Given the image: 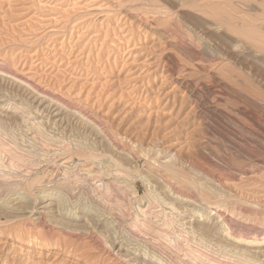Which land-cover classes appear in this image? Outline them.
Listing matches in <instances>:
<instances>
[{"label": "rangeland", "instance_id": "obj_1", "mask_svg": "<svg viewBox=\"0 0 264 264\" xmlns=\"http://www.w3.org/2000/svg\"><path fill=\"white\" fill-rule=\"evenodd\" d=\"M125 179L146 200L165 181L217 191L236 234L264 237V0H0V199L27 198L0 209V264H133L127 249L237 264L214 243L177 248L158 200L140 230ZM53 192L114 235L92 217L37 220Z\"/></svg>", "mask_w": 264, "mask_h": 264}, {"label": "bare ground", "instance_id": "obj_2", "mask_svg": "<svg viewBox=\"0 0 264 264\" xmlns=\"http://www.w3.org/2000/svg\"><path fill=\"white\" fill-rule=\"evenodd\" d=\"M168 168L171 171L173 169L175 170L174 165H170ZM176 170H177V168H176ZM178 172L179 171H174V175L178 176L179 175ZM179 178H182V176H180ZM185 181H186V179H185ZM35 182H37V181H35V180L32 181L33 184H35ZM146 182H148L147 176H146ZM171 182L169 183V182L165 181L164 182L165 184L163 183L165 185L166 189L168 190L167 194L164 192L163 193L164 196H161V194H157L156 191H152V192H150L149 196L147 195L148 196L147 200L149 203H152L155 200H158V202H161L162 205H164L170 211V213H167V214H170V216H167V217H170V219H172V220H170V219L169 220L170 221L174 220L177 222L178 225L180 224L181 234H179L178 237H174L175 240H173L174 245L177 248L182 247L183 244L188 246V244L191 241H195L197 243V245L198 244L204 245L205 242H208L210 244L214 243L212 245H214V247H217L222 253L223 252H225L226 254L227 253H233L235 255V256L233 255V257L235 258V260H237V264H264V237L261 238L260 237L261 235L257 234L256 236H254V237L251 236L252 238L248 239L244 236H240V235L236 234L235 230H233V227H234L232 225L233 220L231 221L230 220L231 218L229 219V215L225 213L226 210L223 211V205L220 204L219 202L210 203L211 202V201H209L210 196H211L210 194H212L214 192V190L213 191H212V189H206L205 190V188H204L201 190L202 193H204V195L201 193V195L199 197H194L189 193H185V191L180 192V191L176 190V188H175V190H176L175 191L173 186H171L172 185ZM187 182L189 184V181H187ZM150 183H148V185H150ZM115 186H116V190L119 192L122 191L125 193V191L130 189L132 192V195L136 196L134 198L135 199L134 203L130 205V207H132L130 210L132 211V210L136 209L137 213H135L136 214L135 215V220H136L135 225L137 227H141L140 230H142V229L145 230V231L142 230L143 232L148 233V231L151 230L150 228H152V225H154V224L150 219L151 216H148V213L150 212L149 206L144 207L145 209H143L141 207V203L144 201L145 202L147 201L146 198L141 199L140 197H138V194L134 188L135 187L134 182L131 179H128V180L125 179L124 182H122V183L116 182ZM129 186H130V188H129ZM109 191H110V187H107L106 193ZM216 192H214L213 194L217 195L218 193H216ZM44 193H47V191H45ZM127 193H128V191H127ZM19 194H22V193H19ZM205 194H207V195H205ZM44 196L47 197V200H49V196H52V198H54V201L56 200V203L49 202V203L45 204L44 206H42L41 207L42 212L40 213L41 216L38 217L37 220L42 221V217L45 216L43 214L47 213V214H49V220L51 221V223H54V224L61 226L65 229H70V230H72V229L77 230L78 229V231H79V228H78L79 225H77V223H74L71 221L85 217L86 221L91 222L89 220V217H92V220L93 219L95 220L94 222L96 223V225H98V226L100 225V227L107 230L106 232L109 234V236L114 235V234H112L113 222H110L111 218L107 217L106 214H101V212H100V215L95 214L94 212H92V210H89L88 208H86V206H79L78 205L75 208L74 207L67 208V207H65V200L62 197L61 193L57 194V193L53 192V193L44 194ZM213 198H215V197H213ZM143 199H144V201H143ZM16 200L18 202L15 204V203H8L5 200L0 199V209H2L7 215L13 214V213L15 214L17 212L18 213L24 212L26 207L23 205L27 204V198L16 197ZM82 215H84V216H82ZM92 215L95 216L96 218L95 217L93 218ZM17 217H20V216L18 215ZM166 221L162 222V224L160 225L161 226L160 230L162 231L161 233H164L167 236L166 231L168 230V226H170V225ZM110 225H111V227H110ZM237 233H238V231H237ZM241 233H242V230H241ZM243 233H244V230H243ZM145 235H146V233H145ZM113 238H115V237H113ZM164 238H166V237H164ZM113 244H115L114 240H113ZM162 244H163V242H162ZM123 245H124V243H123ZM202 245H201V247H202ZM140 250L141 249H131L129 251V249H127V252L129 254H126L125 257L129 258V261L133 264H170V263L166 262L162 258V256H160L154 252H151V251L145 253V257H144V259H142ZM190 251H192V249ZM131 256L133 258H131ZM193 256H195V255L193 254ZM224 257H226V256H224ZM230 257H232V256H230ZM202 260L205 261V259H202ZM208 263H211V262H208ZM221 264H232V263H229L227 261V262H224Z\"/></svg>", "mask_w": 264, "mask_h": 264}]
</instances>
